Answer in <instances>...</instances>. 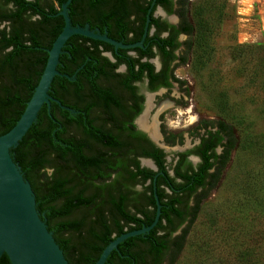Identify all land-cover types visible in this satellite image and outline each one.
Segmentation results:
<instances>
[{"label": "trees", "instance_id": "16d2710c", "mask_svg": "<svg viewBox=\"0 0 264 264\" xmlns=\"http://www.w3.org/2000/svg\"><path fill=\"white\" fill-rule=\"evenodd\" d=\"M65 1L0 0V135L15 124L33 93L47 50L64 25L59 11ZM157 5L168 14H176L178 23L160 22V18L147 13ZM187 7L188 0H71L67 5L71 26L88 25L122 43L141 39L147 15L148 29L153 24L158 27L156 34L145 36V49L133 48L138 56L126 55L125 49L118 48L121 55L115 56L117 63L128 66L126 73L117 75L119 79L106 69L107 64H116L101 55L104 50L112 51L113 45L77 34L70 36L58 57L56 69L60 75L53 77L48 91L59 103H44L25 135L10 149L13 161L31 185L40 218L69 264H95L102 249L115 237L151 224L156 212L154 193L160 204L156 225L147 233L120 242L104 264H174L202 201L217 185L229 160L236 138L224 119L216 121L218 130H208L196 148L201 162L191 166L184 157L186 152L179 153L180 160L170 175L165 154L152 144L141 153L152 158L157 169L130 167L125 152L116 149V136L94 126L91 118L93 106L102 118L105 115L104 121L114 118L112 106L121 107L115 86L133 92L131 81L144 76L150 84L156 83L154 88L170 86L169 77L183 83L173 71L186 63L190 54L198 67L206 65L212 54L213 22L204 18L203 8L194 11V21L190 20ZM134 12L141 15L140 30L128 20ZM131 29L136 35L129 38ZM166 30L168 35L162 36ZM180 33L187 35L183 42L177 41ZM152 45L162 61L158 72L148 61H139L144 54L153 56ZM179 47L185 55L177 57L173 52ZM173 60L177 62L171 68ZM131 96L135 98L134 92ZM215 137L222 147L218 155L210 153ZM166 141L173 142L168 137ZM211 157L216 161H210ZM148 179L149 183L143 184ZM132 181L140 182L142 189H132ZM233 251L246 260L249 256L248 249ZM0 264H11L6 254L0 257Z\"/></svg>", "mask_w": 264, "mask_h": 264}, {"label": "rangeland", "instance_id": "374dc122", "mask_svg": "<svg viewBox=\"0 0 264 264\" xmlns=\"http://www.w3.org/2000/svg\"><path fill=\"white\" fill-rule=\"evenodd\" d=\"M201 8L213 22L212 54L201 68L191 54L175 68L188 94L177 85L169 94L159 90L153 103L170 106L156 118L162 113L165 128L183 137L168 159L190 146L198 120L224 119L236 139L174 264H264V0H188L189 19ZM234 249H248L247 260Z\"/></svg>", "mask_w": 264, "mask_h": 264}, {"label": "water", "instance_id": "95a60500", "mask_svg": "<svg viewBox=\"0 0 264 264\" xmlns=\"http://www.w3.org/2000/svg\"><path fill=\"white\" fill-rule=\"evenodd\" d=\"M70 1L66 0L61 6L59 14L63 17L64 25L47 50L46 63L32 95L15 124L0 135V257L6 254L11 264H69L52 233L40 218L30 183L23 177L20 167L10 154V149L18 144L36 120L40 107L44 103L49 106L51 100L57 101L48 94V91L53 77L60 75L56 66L66 40L77 34L107 42L115 49L133 48L142 47L147 34L148 15L141 40L131 44L118 42L108 37L106 33L89 29L88 25L71 26L67 15V5ZM151 167L156 169L153 164ZM154 197L156 212L152 223L115 237L102 249L95 264H104L109 253L117 249V245L126 238L147 233L156 225L160 215V204L156 193Z\"/></svg>", "mask_w": 264, "mask_h": 264}, {"label": "flooded vegetation", "instance_id": "af4514ba", "mask_svg": "<svg viewBox=\"0 0 264 264\" xmlns=\"http://www.w3.org/2000/svg\"><path fill=\"white\" fill-rule=\"evenodd\" d=\"M153 6V5H152ZM151 6V7H152ZM151 7L148 9L147 13H151L153 18H160V22L166 21L167 23L170 24H176L179 21V17L176 14H168L167 11L160 5L155 6V8L152 10ZM160 9V10H159ZM156 10H159V12L162 13V15L158 14L156 15ZM170 15H173L172 18ZM147 18V16H146ZM146 18H145V23H146ZM128 20L130 22H134L135 24L138 25L137 30H140L139 26L142 24V19L141 15H138V13L134 12L128 17ZM150 20V19H149ZM149 23V21H148ZM144 30V27H143ZM158 31V27L156 24H153L150 26V28H147V34L149 36H153L156 34ZM143 33V32H142ZM169 31H163L161 32L162 36L168 35ZM146 34V35H147ZM135 31L134 29H131L127 32V37L132 38L134 37ZM180 36H184V39L182 40ZM109 37V36H108ZM111 38V37H110ZM142 38V36H141ZM113 39V38H112ZM145 39V38H144ZM187 39V35L185 33H180L177 35V41L183 42L184 40ZM115 40V39H114ZM141 40V39H140ZM139 40V41H140ZM119 42V41H118ZM138 42V41H136ZM144 42V40H143ZM122 43V42H121ZM135 43V42H134ZM123 44H131V43H123ZM143 45V44H142ZM138 47V46H136ZM134 48V47H133ZM133 48H121L125 49V54L129 56L136 57L138 56L137 50ZM141 49H145V46L140 47ZM183 47H179L175 52H173L177 57H180L182 55ZM150 51L153 53L152 57H147L145 54L144 56L140 57V62L143 61H148L150 64L153 66V71L158 72L161 67H162V61L161 57L158 54L157 48L152 45L150 48ZM101 55L106 57L109 63H114L116 65L111 66V64H107L106 69H108L111 73L115 74L116 77L118 74H124L128 70V66L124 62H119L117 63V58L115 57L116 55H121V53L118 52V48H114L113 50H104L101 52ZM177 60L171 61L169 67L172 68L173 65H175ZM159 65V66H157ZM178 67V66H176ZM175 67V68H176ZM135 68H138V65L135 66ZM174 68V70H175ZM173 74L175 76V73L173 71ZM145 75V74H144ZM176 77V76H175ZM178 78V77H177ZM117 79H119L117 77ZM181 80V79H180ZM113 81V80H112ZM168 81L170 82V86H157L155 87V82L152 84L149 83L148 78L144 76L141 80H132L131 85L134 86V96H131L133 92H131L129 89H126L124 86L120 85L121 88H117L116 86L114 87V90L116 92L117 98L119 100V103L121 104V107L117 106H112L113 107V116L114 118L111 121L103 120L104 117L102 118L100 111H98L97 107H92L91 109V118L94 120L93 124L94 126L98 127H103L104 129H108L114 136H116L117 140L115 141V145L120 148V150L124 151L125 158L127 157L128 159V164L130 167H133L135 165H138L139 167H145L151 170H156V164L154 160L150 157H144L141 153L142 149H147L149 148V145L152 144L154 147L160 148L164 155V161L165 164H167V167L169 168L168 173L170 175H173V170L172 167L180 160L179 153H184L185 154V159L190 163L191 166H196L199 162H201V156L196 150L198 146L201 143L202 137L206 136L207 131H212L215 132L218 130V125H217V120L215 121H207V120H198L195 126H193L190 131H188V136L190 137V146L185 147V148H176L177 151H174L173 157L171 159H168L166 151L167 149L174 150L175 148L174 145L176 144H182L183 137L180 134V132H175L171 130H167L165 126L162 124L163 123V116L162 113L159 114L156 118V115L158 112H162L165 108L161 109L160 111L157 112V108L161 105L156 106L155 103V98L157 96V92L161 89L165 90L167 94L170 93L174 85H177L178 89L184 92V94H188L187 89H185V82L180 83V82H175L172 80L171 77H169ZM107 82V81H106ZM102 84L103 81L101 82ZM117 83V82H116ZM120 84V83H119ZM148 94V95H147ZM156 94V95H155ZM148 97H151V106L147 111V117L146 121L148 124H153L154 120L156 122V136L154 137V131L153 127H143L139 123V119L142 117V115L146 114V109L148 106ZM158 102V101H156ZM170 106V104H169ZM167 106V107H169ZM64 107V106H62ZM166 107V108H167ZM155 109L156 112L150 119V112ZM142 134L144 135L145 138L142 137ZM182 137L181 142H179L180 137ZM166 137L171 139L173 141L172 143H168L166 141ZM215 142V145L210 149V153H214L218 155L221 151V146H218V137H215L213 140ZM162 144V146H160ZM219 149V150H218ZM195 150V151H194ZM189 151V152H187ZM215 156V155H213ZM124 158V157H123ZM171 160V161H169ZM149 161V162H148ZM210 161H216L214 160V157L210 158ZM218 163V162H217ZM215 163V165H217ZM155 165L156 169H153L151 166ZM112 179V175L108 179V181ZM149 179L146 180L143 184H148ZM132 189L135 191H139L142 189V185L140 182H133L132 181ZM165 190H167L165 188Z\"/></svg>", "mask_w": 264, "mask_h": 264}, {"label": "bare ground", "instance_id": "6f19581e", "mask_svg": "<svg viewBox=\"0 0 264 264\" xmlns=\"http://www.w3.org/2000/svg\"><path fill=\"white\" fill-rule=\"evenodd\" d=\"M150 99H151V97H148V106H147V109H146V114L145 115H142V117L139 119V123L143 126V127H146V128H148V127H153V131H154V137L156 136V127H155V125H156V122H155V120H154V123L153 124H148L147 123V121H146V117H147V111H148V109L150 108V106H151V101H150ZM169 102H163V103H161V105L157 108V112L158 111H160L161 109H163V108H166L167 106H169ZM191 120H193V118L191 119Z\"/></svg>", "mask_w": 264, "mask_h": 264}]
</instances>
